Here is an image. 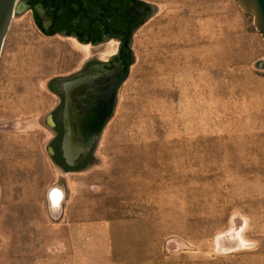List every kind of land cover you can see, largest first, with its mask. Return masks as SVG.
Instances as JSON below:
<instances>
[{
	"label": "rangeland",
	"instance_id": "1",
	"mask_svg": "<svg viewBox=\"0 0 264 264\" xmlns=\"http://www.w3.org/2000/svg\"><path fill=\"white\" fill-rule=\"evenodd\" d=\"M144 1L159 9L133 35L101 162L84 170L47 151L45 118L61 102L47 82L115 47L46 36L31 11L12 18L0 54V264H264V69L252 64L263 35L234 0Z\"/></svg>",
	"mask_w": 264,
	"mask_h": 264
},
{
	"label": "flooded vegetation",
	"instance_id": "2",
	"mask_svg": "<svg viewBox=\"0 0 264 264\" xmlns=\"http://www.w3.org/2000/svg\"><path fill=\"white\" fill-rule=\"evenodd\" d=\"M145 2L134 0H19L21 10L32 12L36 26L46 36L68 34L76 37L83 44H91L94 48L110 42L117 45L116 50L107 59H90L76 75L55 79L50 85L63 98L62 106L50 114L51 127L56 132V140L52 143L53 155L56 162L63 168L66 163L60 158V140H62L64 131L62 84L76 76L99 72L102 67L115 68L118 72L125 71L127 62L123 50L125 47L129 48V59L132 61L133 35L153 13L151 4ZM89 155L88 153L83 156L76 167L68 166L69 170H82Z\"/></svg>",
	"mask_w": 264,
	"mask_h": 264
},
{
	"label": "water",
	"instance_id": "3",
	"mask_svg": "<svg viewBox=\"0 0 264 264\" xmlns=\"http://www.w3.org/2000/svg\"><path fill=\"white\" fill-rule=\"evenodd\" d=\"M234 1L240 5L245 12L254 16L255 26L258 31L262 33L264 39V0ZM150 4L153 7V15L159 8L156 4ZM23 12L24 10H21V3H19V0H0V54L12 18L14 15L17 16ZM67 36L70 35L67 34ZM123 53L127 62L125 71L118 72L115 68L106 69L102 67V70L99 72L76 76L62 84L64 93V105L62 110L64 131L62 140H60V158L61 160L64 159L63 161H65L66 165L70 168L76 167L82 157L88 153L90 155L82 170L95 163L101 162L100 158L94 156V150L99 138L115 112L119 88L127 78L131 64L136 61V55L133 49L132 61L129 59V48L125 47ZM252 64L254 68L264 69V59L262 58L255 60ZM78 72L69 76L53 77L47 82V85L56 93L50 86L53 80L58 78H69L76 75ZM60 97L61 102L56 108L62 106L63 98L61 95ZM53 111L45 118L46 123L50 126L52 125L50 114ZM55 138L56 136L47 144L46 148L52 161L57 163L54 159V149L52 148V143L56 140ZM63 170L69 171L65 168H63Z\"/></svg>",
	"mask_w": 264,
	"mask_h": 264
},
{
	"label": "bare ground",
	"instance_id": "4",
	"mask_svg": "<svg viewBox=\"0 0 264 264\" xmlns=\"http://www.w3.org/2000/svg\"><path fill=\"white\" fill-rule=\"evenodd\" d=\"M48 199H49V207H50L51 211L53 212V214L54 213L58 214V212H59V210H61V206H62L63 190L58 188V187L52 188L48 194ZM226 238L217 237V239H216V245H217L216 249L217 250L225 249L224 247H226L227 245H226V242L225 243H223V242H224V239H226ZM227 242L232 243V246H234L232 248H237V246L239 247V246L245 245L243 239H240L239 241H237V240L233 241L231 239H227Z\"/></svg>",
	"mask_w": 264,
	"mask_h": 264
},
{
	"label": "crops",
	"instance_id": "5",
	"mask_svg": "<svg viewBox=\"0 0 264 264\" xmlns=\"http://www.w3.org/2000/svg\"><path fill=\"white\" fill-rule=\"evenodd\" d=\"M35 22V21H34ZM36 24V23H35ZM54 36H63V37H67V38H74V39H76L77 40V42L80 44V45H82V46H84V47H90V49H94V47L91 45V44H83V43H81L76 37H74V36H67V35H63V34H57V35H54ZM54 36H49V37H54ZM110 44H113L114 45V47H115V49H114V51L116 50V47H117V45L114 43V42H110L109 44H106V45H104V46H108V45H110ZM101 47H103V46H101ZM113 51V52H114ZM113 52H110V53H108L107 55H106V58H100V57H96V58H98V59H107L108 58V56L111 54V53H113ZM88 60H90V58H88L87 59V61ZM86 61V62H87Z\"/></svg>",
	"mask_w": 264,
	"mask_h": 264
},
{
	"label": "trees",
	"instance_id": "6",
	"mask_svg": "<svg viewBox=\"0 0 264 264\" xmlns=\"http://www.w3.org/2000/svg\"><path fill=\"white\" fill-rule=\"evenodd\" d=\"M134 1H137V2H145V1H143V0H134ZM146 3V2H145ZM61 161H63V160H61ZM79 167H84V166H79ZM65 169H70L67 165H65V167H64Z\"/></svg>",
	"mask_w": 264,
	"mask_h": 264
}]
</instances>
